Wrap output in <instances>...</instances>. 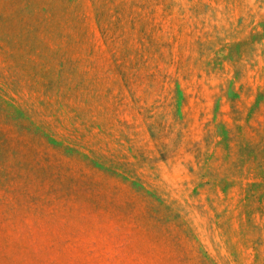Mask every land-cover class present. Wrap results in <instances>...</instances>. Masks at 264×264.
Wrapping results in <instances>:
<instances>
[{"label": "rangeland", "instance_id": "rangeland-1", "mask_svg": "<svg viewBox=\"0 0 264 264\" xmlns=\"http://www.w3.org/2000/svg\"><path fill=\"white\" fill-rule=\"evenodd\" d=\"M0 264H264V0H0Z\"/></svg>", "mask_w": 264, "mask_h": 264}]
</instances>
